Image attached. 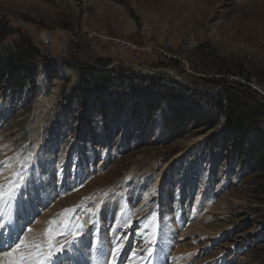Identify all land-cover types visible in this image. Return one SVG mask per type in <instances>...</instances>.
<instances>
[{
	"label": "rangeland",
	"instance_id": "obj_1",
	"mask_svg": "<svg viewBox=\"0 0 264 264\" xmlns=\"http://www.w3.org/2000/svg\"><path fill=\"white\" fill-rule=\"evenodd\" d=\"M20 36L31 39L40 51L36 61L48 59L50 69L39 65L34 83L26 79L15 92L6 89L5 80L0 85V154L25 160L43 101L51 110L39 125L40 149L27 184L34 189L38 180H48L46 168L57 183L60 176L75 179V188L64 182L54 202L36 206L38 216L60 209L66 216L57 215L58 222L80 221L79 207L90 203L84 200L94 189L129 196L144 181L140 194L148 199L137 195L132 207V197H125L131 221L142 211L140 219L164 230L175 221L173 211L181 209L187 215L176 221V236L183 233L182 222L199 223V231L207 232L197 243L173 241L166 264L176 244L185 245L188 264H264V174L230 142L209 144L224 117L213 128L184 125L173 134L163 128L167 105L145 117L125 86L111 91L102 112L80 98L70 105L65 99L79 70L93 66L162 74L155 97L190 99L203 111L214 106V97L202 92L225 88L243 92L246 107L264 104V0H0V45ZM50 71L58 77L47 79ZM259 127L264 131V121ZM30 191L23 189V195L30 197ZM83 192L79 204L76 195ZM196 199L200 208L192 215Z\"/></svg>",
	"mask_w": 264,
	"mask_h": 264
},
{
	"label": "bare ground",
	"instance_id": "obj_2",
	"mask_svg": "<svg viewBox=\"0 0 264 264\" xmlns=\"http://www.w3.org/2000/svg\"><path fill=\"white\" fill-rule=\"evenodd\" d=\"M42 104L38 105L39 109L36 111L34 117L39 120L33 125L32 138L25 160H18L15 157L7 159L3 154H0V187L6 192L14 191L15 193L11 200H8V197L5 196V200L8 203L6 206H3L4 216L0 217V224L6 225L3 231L0 232V264H7L9 257L5 253L11 251V248L14 247L13 241L18 236L20 238L27 237L29 239L44 240L46 239L44 236L45 230L49 227L53 228L54 233L58 231L57 224H50V221L55 220L58 222V219L65 218L66 215H63V212L61 213L59 209L60 211L58 210L57 214L58 219L57 215H54L51 211L44 212L46 214L43 213L38 216L37 212L39 209L36 212V206H42L40 203L49 204L54 202L57 199L56 194L58 192L59 195L61 194V187H63L64 182L66 184L65 188H75V179L71 178L66 180L60 176L61 178L59 177L57 183L48 168L44 170L49 173L48 180H38L36 182L38 187L34 189L27 184L29 172L40 149L41 129L39 125L47 111L51 110L47 106H44L45 103L43 101ZM50 107L52 108V106ZM143 182L139 183V187ZM21 187L23 189H31L30 197L23 195V189ZM139 187L138 189H134L129 196L125 192L120 193L117 189H94L95 191L90 193L92 194V198L86 197L84 200V202L90 200L89 204L80 203L83 201L82 197L85 196L84 192L76 195L80 199L78 201L79 204L84 205L79 207L82 214L76 213L79 214L77 217L80 218L81 222L86 223L84 224L79 242L72 248L66 249L62 263L60 264H81L80 256L84 254H86L84 257L88 259L89 264H94L91 260L92 254L99 259L96 264H166L167 254H169V249L174 245V242L181 243L184 239L191 238L192 243H197L199 239L207 237L205 230H203L204 233L199 231L201 228L199 227V223L196 224L193 222H182L179 228H183V233L176 236V233H178L177 230H179L177 222L181 214L177 209L173 211V219L175 221L170 222L167 225L168 227L164 230L161 229V231L159 230L158 223L148 222L146 218H139L142 211H140V214L139 212L136 213L134 218L136 221H131L129 217V209L131 211V208L128 207L125 197L127 196L128 199L132 197L130 200L132 207L134 205L136 206L138 202L135 200L137 195L143 196L144 201L150 197L147 193L140 194ZM158 187L157 184L155 188L158 189ZM63 190L67 191L68 189ZM33 194L36 199H33ZM199 201L198 199L195 200L190 214L194 215L193 213L197 209L199 210ZM188 212H190V209ZM170 218L171 216H168V220ZM76 222L74 220L72 224ZM25 223H27L26 227H24ZM183 224L184 226L182 227ZM29 227L33 229L31 233L27 231ZM10 236L11 239L9 238ZM59 239H62L61 243L66 242L64 236ZM66 239L67 241H72L73 237L68 235ZM18 242L19 240L16 243ZM115 244L121 247L116 252V255L113 256L111 253L116 248ZM179 245L177 246L176 244V249L168 258L170 264H188L192 260L184 250L185 245ZM56 264L59 263L56 262ZM208 264H220V262L213 261Z\"/></svg>",
	"mask_w": 264,
	"mask_h": 264
},
{
	"label": "trees",
	"instance_id": "obj_3",
	"mask_svg": "<svg viewBox=\"0 0 264 264\" xmlns=\"http://www.w3.org/2000/svg\"><path fill=\"white\" fill-rule=\"evenodd\" d=\"M36 56H40V51L33 46L31 39L27 36H20L9 45H0V85L5 80L6 89H12L15 92L16 89H23L26 79L34 83L39 72V65L46 71L50 69L48 59L41 57V61H36ZM52 72L48 73L47 79L52 80L58 77L57 71ZM162 78H164L162 74L148 76L126 68L99 71L93 66H83L79 70L76 87L65 95V99L70 105L80 98L84 104H95V109L102 112V108L107 106L105 102L112 94L111 91L125 86L130 90L136 112L139 111L145 117L153 118L164 104L167 105L168 114L163 128L167 133L173 134L187 125L193 127L206 125L207 129H210L219 123L221 117H224L221 131L210 140L209 144L222 147L223 143L230 142L238 154L247 157L246 160L250 162L254 170L258 169L264 174V131L259 127V121H264V104L255 103L246 107L240 98L243 92L230 88L215 92L204 90L205 92H202L204 95L211 94L210 96L214 97L212 98L214 106L211 105L208 111H203L188 98L184 101L185 98L173 95L155 97L156 90L162 88ZM94 82H96L95 86L91 84ZM169 82L183 86L175 79ZM186 91H189L188 88ZM116 108L118 111L121 109V112L123 107L120 108L118 105ZM63 112L68 113L69 110L63 109Z\"/></svg>",
	"mask_w": 264,
	"mask_h": 264
},
{
	"label": "snow or ice",
	"instance_id": "obj_4",
	"mask_svg": "<svg viewBox=\"0 0 264 264\" xmlns=\"http://www.w3.org/2000/svg\"><path fill=\"white\" fill-rule=\"evenodd\" d=\"M14 195V191L6 192L0 187V217L4 216L3 206H6L8 203V201L5 200V196L8 197V200H11ZM85 223L86 222L77 220L75 224H72L71 218L59 222L55 220L50 221V224H57L59 232L54 234L53 228L49 227L45 230L44 236L46 239L44 240L35 238L29 239L27 237L20 238L18 236L17 239L19 242L16 243L13 241L14 247L11 248V251L5 253V255L9 257L7 264H56L60 254H64L66 249L72 248L79 242ZM69 225H71L70 228ZM5 227V224H0V232H2ZM27 231L31 233L33 229L29 227ZM59 235L65 237V243H61L60 240L56 238ZM68 235L73 237L72 241H67L66 238ZM9 238L11 239V236ZM120 247V245H117L111 254L115 256ZM133 255H135V253H133Z\"/></svg>",
	"mask_w": 264,
	"mask_h": 264
},
{
	"label": "built area",
	"instance_id": "obj_5",
	"mask_svg": "<svg viewBox=\"0 0 264 264\" xmlns=\"http://www.w3.org/2000/svg\"><path fill=\"white\" fill-rule=\"evenodd\" d=\"M137 70H135V72H136Z\"/></svg>",
	"mask_w": 264,
	"mask_h": 264
}]
</instances>
